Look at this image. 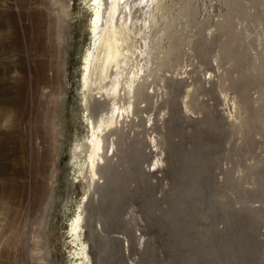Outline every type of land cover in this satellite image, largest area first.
Wrapping results in <instances>:
<instances>
[{
    "label": "rangeland",
    "instance_id": "374dc122",
    "mask_svg": "<svg viewBox=\"0 0 264 264\" xmlns=\"http://www.w3.org/2000/svg\"><path fill=\"white\" fill-rule=\"evenodd\" d=\"M120 1L154 95L106 212L77 149L95 0H0V264H264V0Z\"/></svg>",
    "mask_w": 264,
    "mask_h": 264
},
{
    "label": "bare ground",
    "instance_id": "6f19581e",
    "mask_svg": "<svg viewBox=\"0 0 264 264\" xmlns=\"http://www.w3.org/2000/svg\"><path fill=\"white\" fill-rule=\"evenodd\" d=\"M118 1L94 2V47L88 50L83 69L91 133L86 138L85 149L77 145L85 154L80 176L86 183L87 194L100 192L102 201H106L103 204L106 212L113 206L109 203L115 201L116 193L128 185L125 170L135 171V176L140 168L135 130L128 126L139 119L138 111L143 107L140 103L145 100L138 99L150 98L153 94L148 90L149 72L148 77L139 80L140 74L150 69L152 21L140 22L136 14L126 18L123 3ZM222 113L225 112L222 110ZM154 150L157 151V147ZM148 169L152 172L154 167ZM81 220L82 215L78 213L71 223V233L76 240L80 237ZM79 255L83 259L80 264H92L87 246L82 244Z\"/></svg>",
    "mask_w": 264,
    "mask_h": 264
}]
</instances>
